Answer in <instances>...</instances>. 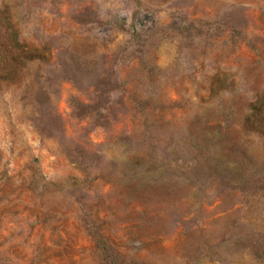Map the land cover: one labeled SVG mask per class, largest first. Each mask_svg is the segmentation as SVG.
I'll return each instance as SVG.
<instances>
[{
	"label": "rangeland",
	"instance_id": "obj_1",
	"mask_svg": "<svg viewBox=\"0 0 264 264\" xmlns=\"http://www.w3.org/2000/svg\"><path fill=\"white\" fill-rule=\"evenodd\" d=\"M1 7L0 264H264V0Z\"/></svg>",
	"mask_w": 264,
	"mask_h": 264
},
{
	"label": "trees",
	"instance_id": "obj_2",
	"mask_svg": "<svg viewBox=\"0 0 264 264\" xmlns=\"http://www.w3.org/2000/svg\"><path fill=\"white\" fill-rule=\"evenodd\" d=\"M44 59V52L21 38L7 8H0V85L19 80L22 70L30 63ZM243 127L246 131L264 136V91L250 103ZM102 242V237H100Z\"/></svg>",
	"mask_w": 264,
	"mask_h": 264
}]
</instances>
